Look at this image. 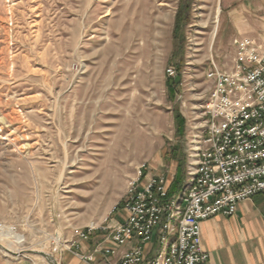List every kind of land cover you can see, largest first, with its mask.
Listing matches in <instances>:
<instances>
[{"label":"rangeland","instance_id":"obj_1","mask_svg":"<svg viewBox=\"0 0 264 264\" xmlns=\"http://www.w3.org/2000/svg\"><path fill=\"white\" fill-rule=\"evenodd\" d=\"M239 5L0 0V264H49L30 251L61 264L77 231L119 219L114 210L140 173L174 180L172 152L186 157L211 61L233 65L241 37L228 11ZM172 65L181 67L173 97ZM95 233L87 247L102 238Z\"/></svg>","mask_w":264,"mask_h":264},{"label":"built area","instance_id":"obj_2","mask_svg":"<svg viewBox=\"0 0 264 264\" xmlns=\"http://www.w3.org/2000/svg\"><path fill=\"white\" fill-rule=\"evenodd\" d=\"M235 47L231 69L212 60L205 74L210 95L192 126L183 188L171 196L166 174L140 173L114 210L120 223L77 231L72 247L78 251L95 232L102 237L90 254L79 255L83 261L114 257L133 245L109 264H204L202 222L233 216L238 204L264 195V51L248 38ZM167 75L175 78L176 69Z\"/></svg>","mask_w":264,"mask_h":264},{"label":"crops","instance_id":"obj_3","mask_svg":"<svg viewBox=\"0 0 264 264\" xmlns=\"http://www.w3.org/2000/svg\"><path fill=\"white\" fill-rule=\"evenodd\" d=\"M237 8L228 11L231 26L241 38H248L264 51V0H241ZM233 216H215L201 224L202 247L209 254L204 264H264V195H257L237 205ZM122 221H112L111 227ZM98 234V233H96ZM133 245L118 249L114 257L97 256L93 263L81 256L92 252V245L78 251L68 250L61 256V264H109L122 257ZM110 248L111 245H105ZM154 244L151 249H154ZM81 255V256H79Z\"/></svg>","mask_w":264,"mask_h":264},{"label":"trees","instance_id":"obj_4","mask_svg":"<svg viewBox=\"0 0 264 264\" xmlns=\"http://www.w3.org/2000/svg\"><path fill=\"white\" fill-rule=\"evenodd\" d=\"M184 14L185 13L183 10H181L180 13H178V15L176 17L175 29L173 31L175 49H177L178 51L181 50V48H182L181 42L183 40V38H181L182 35L180 34V31L182 30L183 24L186 23V21H187ZM182 61L183 60H181V62ZM181 62H179V63L181 64ZM172 67H174L176 69L177 74L181 70V67H177L176 65H172ZM168 78H169V80L167 82L168 92H170L171 96L173 97L176 94L175 91L177 90V87L179 84H178V82H176V78H171V77H168ZM175 121H176V127H177L176 133L180 137H183V134L185 131L186 121H185L184 117H182L180 114H176ZM175 151L176 150H174L172 152L173 155L171 156V159L177 161L179 166H178L176 174L174 176V180L172 181V183L170 185L169 193L171 196L178 194V192L183 188L184 182L187 179L186 178L187 166L185 167L187 158L185 157V159L183 161L179 160V157Z\"/></svg>","mask_w":264,"mask_h":264},{"label":"water","instance_id":"obj_5","mask_svg":"<svg viewBox=\"0 0 264 264\" xmlns=\"http://www.w3.org/2000/svg\"><path fill=\"white\" fill-rule=\"evenodd\" d=\"M29 253H32V254H35V255H38V256L45 258L49 264H56L55 259L49 254H46L43 252H36V251H30Z\"/></svg>","mask_w":264,"mask_h":264},{"label":"bare ground","instance_id":"obj_6","mask_svg":"<svg viewBox=\"0 0 264 264\" xmlns=\"http://www.w3.org/2000/svg\"><path fill=\"white\" fill-rule=\"evenodd\" d=\"M5 250H6V253H11V254H14L15 253L14 250L11 249L10 247L9 248H6Z\"/></svg>","mask_w":264,"mask_h":264}]
</instances>
